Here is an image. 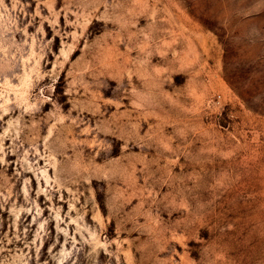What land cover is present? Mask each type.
<instances>
[{
    "label": "rangeland",
    "instance_id": "1",
    "mask_svg": "<svg viewBox=\"0 0 264 264\" xmlns=\"http://www.w3.org/2000/svg\"><path fill=\"white\" fill-rule=\"evenodd\" d=\"M0 264H264V0H0Z\"/></svg>",
    "mask_w": 264,
    "mask_h": 264
}]
</instances>
